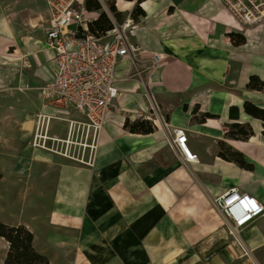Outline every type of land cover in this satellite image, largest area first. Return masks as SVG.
Wrapping results in <instances>:
<instances>
[{"label": "crops", "instance_id": "obj_1", "mask_svg": "<svg viewBox=\"0 0 264 264\" xmlns=\"http://www.w3.org/2000/svg\"><path fill=\"white\" fill-rule=\"evenodd\" d=\"M110 1L119 15L138 3ZM138 4L145 15L128 19L138 53L115 67L119 95L92 168L30 144L35 114L50 111L40 87L54 78L44 2L38 28L0 23V222L30 230L49 264H248L264 246V217L240 229L236 240L213 199L237 187L264 200L263 121L243 108L248 100L264 109V90L247 87L252 74L264 80V21L240 27L216 0ZM100 11L113 22L103 6L89 14L95 19ZM230 31L246 41L233 45ZM126 116L152 120L156 128L130 132L123 128ZM251 120L260 129L257 141L250 140ZM234 122L252 134L229 135ZM175 127L185 129L197 160H182L171 148ZM220 143L241 152L253 168L221 157ZM7 250L0 236V264Z\"/></svg>", "mask_w": 264, "mask_h": 264}, {"label": "built area", "instance_id": "obj_2", "mask_svg": "<svg viewBox=\"0 0 264 264\" xmlns=\"http://www.w3.org/2000/svg\"><path fill=\"white\" fill-rule=\"evenodd\" d=\"M216 1L240 27L264 21V0ZM43 2L46 42L55 49L51 59L54 78L40 87L44 106L50 111L35 114L30 144L51 156L92 168L107 114L119 95L115 67L123 58H135L138 48L129 41L127 23L115 25L103 36L91 32L88 23L92 17L85 0ZM70 25L75 26L73 30ZM55 124L62 125L60 132L54 130ZM186 139L185 129L175 127L169 145L180 159L193 162L197 155ZM213 204L236 240L240 229L264 217V200L237 187L214 197Z\"/></svg>", "mask_w": 264, "mask_h": 264}, {"label": "trees", "instance_id": "obj_3", "mask_svg": "<svg viewBox=\"0 0 264 264\" xmlns=\"http://www.w3.org/2000/svg\"><path fill=\"white\" fill-rule=\"evenodd\" d=\"M140 0H137L139 3ZM136 3L129 13L132 20H137L140 15H145L144 10ZM85 8L88 11H97L102 8L99 0H85ZM109 10L114 14V16H119L117 9L113 2H108ZM114 24L112 20L108 17L105 11H100L99 15L92 19L88 23V28L91 32H94L97 36H103L105 33L112 29ZM230 37V41L233 45L243 44L246 39L245 36L240 32L230 31L227 33ZM247 87L249 89L264 90V80H262L258 75L252 74L248 78ZM235 107H230L231 110ZM244 111L253 117L259 118L263 121V129L261 130L264 136V109L258 107L252 102L245 100L243 103ZM184 109L186 106L184 105ZM197 106L193 108L192 113H196ZM204 116H212L209 113H204ZM237 118V114H233ZM167 119V117H166ZM123 128L134 133H150L156 128L155 124L149 119L138 118L134 120H129L126 116L123 122ZM229 135H236L238 138L246 139L252 134V130L245 124L239 122H234L230 125L228 131ZM218 154L227 159L234 161L239 166L245 169H252L253 164L247 162L241 152L232 150L230 147L225 146L220 143V151ZM0 236L3 237L8 242V250L6 257L4 259V264H49L48 258L38 252L33 246V234L24 225H8L0 222Z\"/></svg>", "mask_w": 264, "mask_h": 264}, {"label": "rangeland", "instance_id": "obj_4", "mask_svg": "<svg viewBox=\"0 0 264 264\" xmlns=\"http://www.w3.org/2000/svg\"><path fill=\"white\" fill-rule=\"evenodd\" d=\"M105 10L109 11V14L112 16L113 22L115 25H123L127 23V20L130 19L129 12L125 10L122 15L114 16L113 13L108 8V2L110 0H100ZM44 5L42 0H0V23L3 25H11L19 31H25L29 22L34 24V28H38L42 24ZM128 29L133 28L132 22ZM258 24V23H257ZM69 29H73V25L69 26ZM128 33V30L126 29ZM154 108L157 113V106L155 101L152 99ZM160 116V114H159ZM162 119V117L160 116ZM154 123L152 120H150ZM155 124V123H154ZM248 127V125H247ZM259 258L250 259L247 261L248 264H264V246L260 248L258 253ZM227 264H239L244 262L242 259H229Z\"/></svg>", "mask_w": 264, "mask_h": 264}, {"label": "bare ground", "instance_id": "obj_5", "mask_svg": "<svg viewBox=\"0 0 264 264\" xmlns=\"http://www.w3.org/2000/svg\"><path fill=\"white\" fill-rule=\"evenodd\" d=\"M120 3H121V2H120ZM120 5H121V4H120ZM129 6H130L129 3H124L123 5H121V7L126 8V9H128ZM129 24H130V22H129V20H128V23L126 24V26H129ZM251 122H252V124H253L254 129H255V135L251 136V137H250V140H251V141H257V140H258V135H259V130H260V129H259V126L257 125V123H256L254 120H251Z\"/></svg>", "mask_w": 264, "mask_h": 264}, {"label": "water", "instance_id": "obj_6", "mask_svg": "<svg viewBox=\"0 0 264 264\" xmlns=\"http://www.w3.org/2000/svg\"><path fill=\"white\" fill-rule=\"evenodd\" d=\"M100 1V0H99ZM103 6V5H102Z\"/></svg>", "mask_w": 264, "mask_h": 264}]
</instances>
